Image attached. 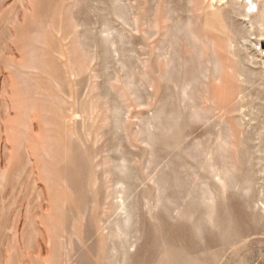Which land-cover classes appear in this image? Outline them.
I'll return each mask as SVG.
<instances>
[{"label": "rangeland", "instance_id": "rangeland-1", "mask_svg": "<svg viewBox=\"0 0 264 264\" xmlns=\"http://www.w3.org/2000/svg\"><path fill=\"white\" fill-rule=\"evenodd\" d=\"M254 1L0 0V264H264Z\"/></svg>", "mask_w": 264, "mask_h": 264}, {"label": "bare ground", "instance_id": "bare-ground-1", "mask_svg": "<svg viewBox=\"0 0 264 264\" xmlns=\"http://www.w3.org/2000/svg\"><path fill=\"white\" fill-rule=\"evenodd\" d=\"M256 6H257V3L254 0H248V2L246 3V7L251 9V10H252V8H254ZM258 11H259V8H258Z\"/></svg>", "mask_w": 264, "mask_h": 264}, {"label": "built area", "instance_id": "built-area-1", "mask_svg": "<svg viewBox=\"0 0 264 264\" xmlns=\"http://www.w3.org/2000/svg\"><path fill=\"white\" fill-rule=\"evenodd\" d=\"M260 54L264 56V48H260Z\"/></svg>", "mask_w": 264, "mask_h": 264}]
</instances>
